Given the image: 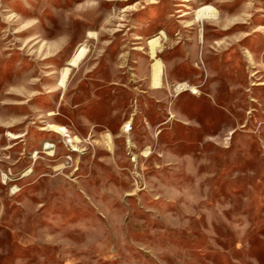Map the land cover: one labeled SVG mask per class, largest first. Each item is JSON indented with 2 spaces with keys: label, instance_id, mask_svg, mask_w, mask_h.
Instances as JSON below:
<instances>
[{
  "label": "rangeland",
  "instance_id": "obj_1",
  "mask_svg": "<svg viewBox=\"0 0 264 264\" xmlns=\"http://www.w3.org/2000/svg\"><path fill=\"white\" fill-rule=\"evenodd\" d=\"M0 264H264V0H0Z\"/></svg>",
  "mask_w": 264,
  "mask_h": 264
},
{
  "label": "bare ground",
  "instance_id": "obj_2",
  "mask_svg": "<svg viewBox=\"0 0 264 264\" xmlns=\"http://www.w3.org/2000/svg\"><path fill=\"white\" fill-rule=\"evenodd\" d=\"M158 40H159L158 38H153L149 43L152 44V46H155ZM85 49L86 48L84 46H81L79 49H77L78 51L76 52V54L74 55V57L72 58L70 63L68 64L70 67L76 66L81 61L82 57L84 56ZM153 65H154L153 76H154V78H157L159 76L160 62L158 60H156ZM69 70H70L69 68H65L61 73L60 80H59V85L61 87L65 86V82H66ZM178 89L183 90L184 88H183V86L180 85L178 87Z\"/></svg>",
  "mask_w": 264,
  "mask_h": 264
},
{
  "label": "built area",
  "instance_id": "obj_3",
  "mask_svg": "<svg viewBox=\"0 0 264 264\" xmlns=\"http://www.w3.org/2000/svg\"><path fill=\"white\" fill-rule=\"evenodd\" d=\"M179 84H183V83H179ZM174 91L176 94H180L181 92H187L188 91L192 95L196 94V92H197L194 88L188 86L187 84H186V87L184 88V90L177 92L174 88Z\"/></svg>",
  "mask_w": 264,
  "mask_h": 264
}]
</instances>
